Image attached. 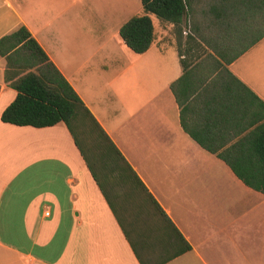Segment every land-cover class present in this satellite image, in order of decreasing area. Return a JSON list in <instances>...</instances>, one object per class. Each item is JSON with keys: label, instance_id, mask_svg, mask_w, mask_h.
<instances>
[{"label": "crops", "instance_id": "obj_1", "mask_svg": "<svg viewBox=\"0 0 264 264\" xmlns=\"http://www.w3.org/2000/svg\"><path fill=\"white\" fill-rule=\"evenodd\" d=\"M142 13L141 0H0V38L27 28L183 246L109 170L111 208L63 122L0 119V264H264V196L218 156L261 122L264 37L227 66L250 92H223L185 73L154 14L149 48L129 49L119 28ZM6 72L0 56V115L16 95Z\"/></svg>", "mask_w": 264, "mask_h": 264}, {"label": "trees", "instance_id": "obj_2", "mask_svg": "<svg viewBox=\"0 0 264 264\" xmlns=\"http://www.w3.org/2000/svg\"><path fill=\"white\" fill-rule=\"evenodd\" d=\"M141 4L143 13L119 28L129 49L140 54L149 48L153 39L149 14H154L159 21L172 24L185 73L202 71L211 77L208 83L223 92H250L227 66L264 37V0H141ZM0 56H5L6 77L16 91L1 121L38 128L63 122L111 208L102 181L109 170L117 171L118 178L131 185L132 194L153 212L167 237L180 239L181 248L183 241L165 213L26 27L21 25L0 38ZM25 70L29 71L20 75ZM174 83L170 87L176 96ZM260 120L235 149L218 156L246 186L264 196V112Z\"/></svg>", "mask_w": 264, "mask_h": 264}, {"label": "built area", "instance_id": "obj_3", "mask_svg": "<svg viewBox=\"0 0 264 264\" xmlns=\"http://www.w3.org/2000/svg\"><path fill=\"white\" fill-rule=\"evenodd\" d=\"M44 213H45V215H48V212L47 211H45Z\"/></svg>", "mask_w": 264, "mask_h": 264}, {"label": "rangeland", "instance_id": "obj_4", "mask_svg": "<svg viewBox=\"0 0 264 264\" xmlns=\"http://www.w3.org/2000/svg\"><path fill=\"white\" fill-rule=\"evenodd\" d=\"M264 211V210H263Z\"/></svg>", "mask_w": 264, "mask_h": 264}]
</instances>
